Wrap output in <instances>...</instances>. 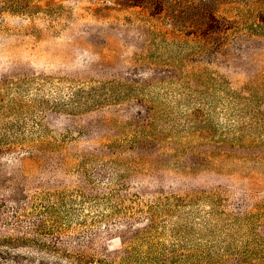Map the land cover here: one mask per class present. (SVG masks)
Returning <instances> with one entry per match:
<instances>
[{"label": "rangeland", "instance_id": "374dc122", "mask_svg": "<svg viewBox=\"0 0 264 264\" xmlns=\"http://www.w3.org/2000/svg\"><path fill=\"white\" fill-rule=\"evenodd\" d=\"M34 1L47 11L0 10V78L58 76L61 83L49 84L47 93L64 98L77 84L127 78L145 95L77 112L51 110L46 135L57 148L0 152V264H118L133 229L105 218L106 205L76 196L79 188L91 192L89 172L100 182H125L145 200L212 187L251 206L264 197L263 148L183 135L189 106L221 104L213 90L201 92L198 80L219 71L241 83L264 77V0ZM211 13L233 27L204 37ZM157 97L181 121L177 142L167 129L140 148L136 125L146 122ZM135 247L140 254L150 249L145 242Z\"/></svg>", "mask_w": 264, "mask_h": 264}, {"label": "trees", "instance_id": "16d2710c", "mask_svg": "<svg viewBox=\"0 0 264 264\" xmlns=\"http://www.w3.org/2000/svg\"><path fill=\"white\" fill-rule=\"evenodd\" d=\"M0 10L33 14L47 11V7L43 9L34 0H0ZM205 19L206 38L233 27L222 25L227 19L214 13ZM202 50L207 51L208 47ZM198 81L203 85L201 92L210 94L213 90L215 101L221 104H213L212 108L202 104L189 106L183 135L198 134L225 147L264 149V77L241 83L219 71ZM60 83L58 76L37 72L0 78V152L21 149L46 152L57 148L59 142L48 140L46 135L50 127L45 120L51 110L77 112L123 100H139L145 95L140 91L143 85L127 78L73 85L66 98L47 93L49 84ZM155 103L152 114L142 120L146 122L136 125L139 137L134 140L140 148L162 139L167 129L177 142V122L181 121L174 111L159 104L158 97ZM215 108L221 111L223 121L216 116ZM161 118L167 125H158ZM118 174L112 177L118 178L121 175ZM86 175L91 192L79 188L80 195L76 196L86 194L94 204L106 205L109 212H104L105 218H117L133 229L118 264H264V197L251 206L235 202L225 188L212 187L185 193L162 192L145 200L140 192L127 191L125 182L109 177L100 182L95 179L96 173ZM101 184H105L104 191L98 190ZM141 218L148 223L135 227L133 220ZM140 242L150 248L146 254L136 249ZM196 245L200 246L198 251H192L191 247Z\"/></svg>", "mask_w": 264, "mask_h": 264}]
</instances>
